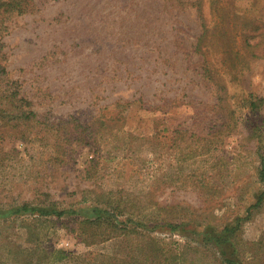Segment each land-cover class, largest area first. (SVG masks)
<instances>
[{
    "label": "rangeland",
    "instance_id": "rangeland-1",
    "mask_svg": "<svg viewBox=\"0 0 264 264\" xmlns=\"http://www.w3.org/2000/svg\"><path fill=\"white\" fill-rule=\"evenodd\" d=\"M28 8L0 18L4 64L39 118L61 128L0 138L1 206L121 200L126 215L142 210L149 224L198 228L244 216L264 187V0H33ZM80 218H0V264L23 263L19 251L36 242L27 222L43 245L72 253L64 264H109L107 254L130 251L117 239L85 245L70 229ZM162 227L153 235L172 247L190 239ZM239 236L249 263L264 264V202ZM187 257L209 264L208 253Z\"/></svg>",
    "mask_w": 264,
    "mask_h": 264
},
{
    "label": "trees",
    "instance_id": "trees-1",
    "mask_svg": "<svg viewBox=\"0 0 264 264\" xmlns=\"http://www.w3.org/2000/svg\"><path fill=\"white\" fill-rule=\"evenodd\" d=\"M31 2L33 0H0V18L3 19V16L6 15L4 19H8L13 12L17 14L27 12ZM199 14L201 15L200 12ZM3 20L0 21V98L4 102H0L2 105L0 106V138L14 136L24 140L36 125H40V128L49 127L48 129H51L55 124L56 128L60 129V122L39 118L33 109L32 100L23 93L21 83L9 77L4 64L6 52L4 51L5 44L1 33L2 29L7 28V26ZM205 34L206 30L199 39ZM252 53L254 54V52ZM205 73L209 76V72L205 71ZM249 103L253 110L258 108L256 100L251 99ZM84 130L86 129L84 128ZM86 141L88 142V140ZM258 178L264 184L263 158L258 169ZM46 202L47 200L23 201L8 206L0 205V218L21 215L61 218L73 213L82 215V218L75 220L77 225L71 226L70 229L77 231V236L85 245L117 239L125 243L127 251L130 250L127 255L123 256L119 252L113 256L107 254L106 259L109 264H196L194 260L190 263L187 257L190 249L200 254L208 253L209 264H250L244 257V253L242 254L240 251L239 235L242 226L250 219L253 211L262 206L264 187L256 193L255 202L248 206L244 216L237 217L233 222L222 227L206 224L202 228H198L197 225L186 226L184 222L167 223L160 218L153 221V224H149L145 222L147 219L142 210L137 211L135 217L130 213L126 215V207L122 205L121 200H105L99 204L73 209L59 207L56 201ZM161 223H165L166 227L168 225L170 231H179L190 239H187L179 248L172 247V243L169 244V242L153 235V231L162 227L163 224ZM62 224L66 227V224L70 223L68 220H62ZM31 225L34 226V224L27 222L25 227L32 237L36 235V242L24 246L19 251L25 257L22 264H56L58 262L64 264L72 253L63 247L49 248L43 245L42 238H40L41 232L37 231L36 234L34 232L36 229ZM166 227L162 228L167 229ZM178 244L176 242V245Z\"/></svg>",
    "mask_w": 264,
    "mask_h": 264
}]
</instances>
